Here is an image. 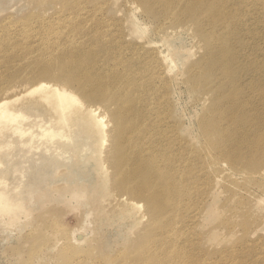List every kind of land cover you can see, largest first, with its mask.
<instances>
[{
  "label": "rangeland",
  "instance_id": "374dc122",
  "mask_svg": "<svg viewBox=\"0 0 264 264\" xmlns=\"http://www.w3.org/2000/svg\"><path fill=\"white\" fill-rule=\"evenodd\" d=\"M183 1L150 0L157 9L152 11L138 0H0V97L35 81L21 76L31 71L33 61L35 67L52 68L55 76L60 73V55L78 50V62L88 65L70 71L84 81L89 72L99 76L128 68L143 72L146 69L137 61L146 55L142 51L146 50L144 42L162 44L169 56L165 64L169 75L167 84H155L167 87L158 88V93L168 101L166 110L175 139L171 146L189 156L191 161H182V177H192L194 182L188 190L195 219L186 227L180 223L189 237L185 249L196 254L198 264H264V226L256 221L244 225L241 213L231 214L228 195L233 196L231 191L236 189L227 174L221 175L211 166L216 154L208 147V127L199 128L209 118L219 120L222 110H210L206 115L208 95L190 80L191 75L201 74L205 58L212 55L209 60L213 61L216 53H221V35H225L233 57L243 65L233 85L246 88L243 84L251 82L253 90L246 88L249 96L263 92L259 111H255L262 115L260 128L264 134V0H216L228 22L215 31ZM163 3L170 8L164 9ZM193 7L199 9V0ZM120 41L128 46L125 63L117 59L115 45ZM4 59L10 60V66ZM42 80L58 82L78 94L82 107L98 108V115H103L106 123L105 144H99L97 132L78 115L66 128L68 139H56L47 152L45 141L29 151L16 137H9V144L0 148V190L17 202L10 211H0V264H129L132 242L145 229V204L115 186L114 164L111 156L104 154V147H109L114 138L117 123L133 137L132 149L138 151L143 144L135 137L139 132H131L136 119L119 112L113 115L118 101L114 103L106 96L86 99L63 78ZM41 111L36 109L33 114L39 117ZM255 111L251 110L252 114ZM230 126L223 121L212 135H225ZM176 160L169 157L167 161ZM197 169L202 172L196 177ZM229 169L234 172V168ZM257 171L264 172V166ZM238 184L247 187L245 181ZM262 211L264 201L256 213H248L255 219ZM74 229L87 234L83 245L76 248L67 239ZM65 253L68 257L63 256Z\"/></svg>",
  "mask_w": 264,
  "mask_h": 264
},
{
  "label": "bare ground",
  "instance_id": "6f19581e",
  "mask_svg": "<svg viewBox=\"0 0 264 264\" xmlns=\"http://www.w3.org/2000/svg\"><path fill=\"white\" fill-rule=\"evenodd\" d=\"M138 1L144 8L157 11L156 4L150 0ZM259 2L262 3V0ZM194 4L195 0L183 1V5L191 7L190 11L198 13L210 30L215 31L228 22L223 9L216 6L218 1L199 0V9H195ZM162 7L170 8L166 3H163ZM221 37V53H216L213 61L209 60L212 55L205 58L201 74L190 76L197 89L208 95L209 106L204 111L205 114L208 115V112L214 109L222 110L219 120L209 118L202 121L199 128L208 127V147L214 149L216 154L210 162L211 166L219 169L220 174L223 172L232 176L226 175L233 183L232 187L236 189L230 190L233 196L228 195L227 206H230L231 214L241 213L239 216L244 225L256 221L262 228L264 211L257 213L255 219H251L252 214L248 212L256 213V208L264 201V172L257 171L264 166V134L260 128L263 120L258 112V100L263 92L255 93L257 96H249L246 88H252L251 82L243 84L247 85L246 88L233 85L243 65L240 59L233 57L234 53L231 52L225 35ZM143 46L146 50L142 51L146 55L142 60H138L137 64L146 69L145 71L131 72V68H128L107 71L103 76L89 72L84 81L79 80L76 74L70 71L72 67L88 65L85 61L78 62V50H72L74 53L63 52L60 55V73L55 76L50 72L52 68L35 67L33 61L29 68L31 71L21 73V76H29L35 81L26 84L18 92L0 97V148L9 144V137H16L17 142L25 145L29 151L35 150L34 148H38L45 141L47 152L56 139H68L66 128L69 127L70 119L76 115L79 119L87 120L97 132L99 144H105V139L102 138L106 134V123L103 121L104 116L98 115V108L82 107L78 94L58 82L48 83L42 80L43 77L63 78L76 86L75 90L86 99H102L106 96L112 102L118 101L114 102L117 107L112 114L119 112L124 113L126 118H135L131 132H139L140 136L135 134V137L143 143H140L138 151L132 149L133 137L127 136L123 126L116 123L114 138L110 140L109 147H104V154L110 155L114 164L115 186L138 196L145 204V229L132 242L129 264H198L196 254L185 249L189 244V237L184 230L195 219L196 211L190 207L191 193L188 190L194 182L192 177H182L185 168L182 161L191 160L185 152L172 149L171 144L175 139L171 134L172 128L166 110L168 101L165 95L158 93V88L167 87L155 84L164 81L167 84L166 75L169 74L166 66L169 56L163 45H157L155 41H145ZM115 48L117 59L125 63L129 59L128 51H124L128 50V46L122 45L120 41ZM211 49L212 44L209 52ZM115 58L113 55V60ZM4 63L6 66L11 64L9 59H4ZM108 75L113 76L108 78ZM36 109H42L38 112L39 117L33 114ZM251 110L255 113L252 114ZM33 115L37 117L31 118ZM223 121L231 124L229 131L219 137L213 136L214 128L219 129ZM207 143L205 142L206 146ZM169 157L177 160L167 161ZM228 166L234 168V172ZM201 172V169H197L194 174L197 177ZM241 181H245L247 187H240L238 183ZM16 202L17 200L10 198L8 193L0 190V211H10ZM133 205L136 207L135 203ZM236 217L234 216L235 220ZM180 223L185 224L184 229L180 228L184 226ZM86 236L85 230L74 229L67 239L72 247L76 248L83 245ZM85 252L89 254L88 250ZM60 256L62 258L61 252ZM63 256L68 257L67 253Z\"/></svg>",
  "mask_w": 264,
  "mask_h": 264
}]
</instances>
